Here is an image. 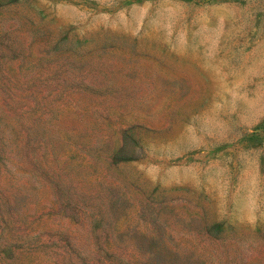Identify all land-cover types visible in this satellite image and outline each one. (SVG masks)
Instances as JSON below:
<instances>
[{
  "label": "rangeland",
  "instance_id": "obj_1",
  "mask_svg": "<svg viewBox=\"0 0 264 264\" xmlns=\"http://www.w3.org/2000/svg\"><path fill=\"white\" fill-rule=\"evenodd\" d=\"M0 264H264V0H0Z\"/></svg>",
  "mask_w": 264,
  "mask_h": 264
}]
</instances>
